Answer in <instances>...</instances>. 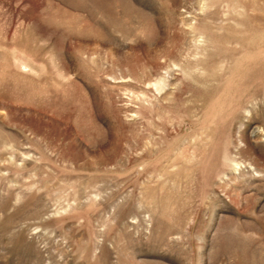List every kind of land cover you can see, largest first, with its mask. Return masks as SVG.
I'll return each instance as SVG.
<instances>
[{"label": "rangeland", "instance_id": "rangeland-1", "mask_svg": "<svg viewBox=\"0 0 264 264\" xmlns=\"http://www.w3.org/2000/svg\"><path fill=\"white\" fill-rule=\"evenodd\" d=\"M0 264H264V0H0Z\"/></svg>", "mask_w": 264, "mask_h": 264}]
</instances>
